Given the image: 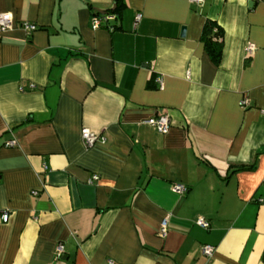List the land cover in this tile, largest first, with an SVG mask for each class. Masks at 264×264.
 I'll return each instance as SVG.
<instances>
[{
  "label": "crops",
  "instance_id": "obj_1",
  "mask_svg": "<svg viewBox=\"0 0 264 264\" xmlns=\"http://www.w3.org/2000/svg\"><path fill=\"white\" fill-rule=\"evenodd\" d=\"M119 1L0 0V264H264V0Z\"/></svg>",
  "mask_w": 264,
  "mask_h": 264
},
{
  "label": "built area",
  "instance_id": "obj_2",
  "mask_svg": "<svg viewBox=\"0 0 264 264\" xmlns=\"http://www.w3.org/2000/svg\"><path fill=\"white\" fill-rule=\"evenodd\" d=\"M203 0H189L190 3L200 5ZM261 1V0H259ZM142 16L140 13L135 14L134 21H133V29H136L139 21L141 20ZM115 20L114 15H105L102 17L99 16H92L91 18V28L93 30L99 29L103 25L107 24L110 21ZM12 27V18L9 14H0V32L7 31L11 29ZM21 28L23 31L29 36L31 35L34 31H36V26L33 24L29 23H23L21 24ZM255 50V47L252 44H248L245 48V52L247 54H251ZM161 82L158 80V85H160ZM240 106H245V103L243 101L240 102ZM145 125L153 128L155 131H157L160 134H166L169 128V118L167 116H159L156 118H151L149 120H146L144 122ZM81 137L84 142V144L89 147L95 144L96 142H100V144H105L106 139L103 137H99L95 134L90 133L88 130L83 129L81 132ZM17 144L15 140L8 141L5 143V147H15ZM98 176L93 175L89 181V183H93L98 181ZM173 191L178 194V195H183L187 192V189L183 185H174L173 186ZM36 194V193H35ZM0 220L3 223H6L8 220V214L5 212H1L0 214ZM196 224L203 228L207 229L209 227L208 223L203 219V218H198L196 220ZM159 235L161 237H164L166 235L165 232V222L163 221L161 224V229ZM214 252V248L208 245L202 246V253L203 255L207 257H211ZM64 253V248L62 244H58L55 248V258L59 259Z\"/></svg>",
  "mask_w": 264,
  "mask_h": 264
},
{
  "label": "trees",
  "instance_id": "obj_3",
  "mask_svg": "<svg viewBox=\"0 0 264 264\" xmlns=\"http://www.w3.org/2000/svg\"><path fill=\"white\" fill-rule=\"evenodd\" d=\"M115 1V7L113 9L107 10L104 14H100L97 9L90 8L93 16H105V15H114L115 18L121 16V11L123 6L119 0ZM115 29V28H114ZM201 40L204 43L205 50L210 56L212 61L217 65L220 61L222 54V30L215 25V23L206 21L202 34Z\"/></svg>",
  "mask_w": 264,
  "mask_h": 264
},
{
  "label": "water",
  "instance_id": "obj_4",
  "mask_svg": "<svg viewBox=\"0 0 264 264\" xmlns=\"http://www.w3.org/2000/svg\"><path fill=\"white\" fill-rule=\"evenodd\" d=\"M100 14H104L105 11H102V10H97Z\"/></svg>",
  "mask_w": 264,
  "mask_h": 264
}]
</instances>
